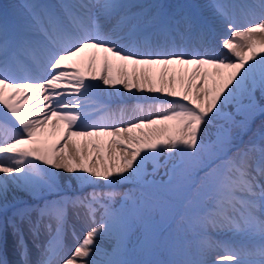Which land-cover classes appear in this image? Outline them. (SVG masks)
Here are the masks:
<instances>
[{
    "label": "snow or ice",
    "instance_id": "1",
    "mask_svg": "<svg viewBox=\"0 0 264 264\" xmlns=\"http://www.w3.org/2000/svg\"><path fill=\"white\" fill-rule=\"evenodd\" d=\"M21 58L39 73L14 77ZM125 93L160 102L123 119ZM0 264H264V0L0 15Z\"/></svg>",
    "mask_w": 264,
    "mask_h": 264
},
{
    "label": "bare ground",
    "instance_id": "2",
    "mask_svg": "<svg viewBox=\"0 0 264 264\" xmlns=\"http://www.w3.org/2000/svg\"><path fill=\"white\" fill-rule=\"evenodd\" d=\"M22 2H23V0H0V11H1V14L5 13V12L11 13L12 12L11 10H13V6L14 5H19V3L21 4ZM228 2L229 3H234L236 5L237 4L243 5L245 0H228ZM176 3H189V4L209 5V4L212 3V0H176ZM8 7H9V9H8ZM201 11L205 15H211V11L212 10L209 9V8H202ZM241 19H243V17H241ZM25 60H28L30 63L28 62V64H26L25 61L23 62L21 60L22 64L21 63H17L14 66V68L20 70V72L15 73V72L12 71V73H11L17 79L22 80L24 77H27L29 75H36V74L39 73V68H38L37 64L34 61H31V60L26 59V58H25ZM24 64H26V65H24ZM23 67H28L30 69V71H25V72L22 71L21 68H23ZM32 69H35L37 71V73L32 72L31 71ZM99 100L102 101V102H105V103L108 102L107 97L104 96V95H101V97H99ZM157 102H160V101H155V100H152V99L140 98L138 96H132L130 94L125 93L121 97H113L111 99V107L113 109H116L118 105L126 106V111L123 114V119H129V118H134V117L140 115L139 111H133V108L135 107V105H137V104L142 105L144 107V111L146 113L150 109V106H154L155 104H157ZM85 103L89 105V110L92 112V118L93 119L100 120V119L108 117L109 113H107L105 111L97 110L98 105H93V101L85 100ZM230 107H231V105L228 106L227 109L228 108L230 109ZM232 108H233V106H232ZM120 118H121V114L117 110L116 111V115H115V119H120ZM219 122H222V120L220 119ZM23 196L24 195L21 194V198ZM72 219L74 220L75 225H77L80 228L84 224V222L81 219H78L75 214L72 217ZM74 242L75 241L72 238H70L68 240V243L65 240V243H67V244H73ZM212 257L214 258V255L211 256V258Z\"/></svg>",
    "mask_w": 264,
    "mask_h": 264
},
{
    "label": "rangeland",
    "instance_id": "3",
    "mask_svg": "<svg viewBox=\"0 0 264 264\" xmlns=\"http://www.w3.org/2000/svg\"><path fill=\"white\" fill-rule=\"evenodd\" d=\"M253 0H248V1H246V4L247 3H251ZM164 2H166V3H176V0H164ZM227 2H228V0H227ZM253 2H255V1H253ZM20 4V3H19ZM234 4V3H233ZM237 5H239V4H237ZM8 9H9V7H8ZM10 11V10H9ZM12 11V10H11ZM238 14H240V12L238 11ZM0 15H2L1 14V11H0ZM242 17V16H241ZM21 60L24 62H26V64H28V60H25V58H21ZM21 60H20V62L19 63H21L22 64V62H21ZM30 63V62H29ZM26 64H24V65H26ZM15 70V71H14ZM21 70L22 71H30V69L28 68V67H23V68H21ZM32 72H34V73H37V71L35 70V69H32L31 70ZM13 72H15V73H18V72H20V70H18V69H15V68H13ZM157 103H159V102H157ZM225 111L226 112H234V108H232V106L230 107V109L228 108H226L225 109ZM243 117H242V115H236L235 116V119L237 120V121H240L241 119H242ZM219 120L220 119H218V120H216V121H214V124L212 125V126H210L209 127V138L210 139H212V138H214V134H215V132H216V130H217V126L218 125H220V124H223V123H225V121L223 120V119H221L222 120V122H219ZM259 122H260V118L258 117L257 119H256V124L258 125L259 124ZM245 140H247V136L245 137ZM161 160H163V157H161ZM148 168H149V170L151 169V164H149L148 165ZM159 178V177H158ZM165 179H166V177H165ZM118 191H122L123 189L122 188H119V189H117ZM22 200H27L28 199V197L27 196H23L22 198H21ZM117 201L120 199V197L119 196H117ZM72 211V212H71ZM81 211H83V210H81ZM72 214V215H71ZM74 214H75V212L73 211V210H69V215H68V226H69V228H68V233H67V236H66V241H67V243H68V240L70 239V238H72V226L74 225L75 226V230H76V232L77 233H79L80 232V227H78L77 225H75V223H74V220L72 219V217L74 216ZM71 219V220H70ZM47 222V221H46ZM50 239V237L48 236V234L46 233V232H42V234H41V236H40V239H39V243H47V241ZM10 241H11V238H10ZM32 245V240H31V238H29V246H31ZM35 251V250H34ZM210 259H211V257H209Z\"/></svg>",
    "mask_w": 264,
    "mask_h": 264
}]
</instances>
